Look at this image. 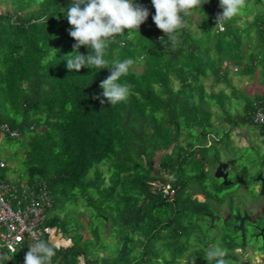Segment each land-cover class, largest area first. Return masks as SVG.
I'll return each mask as SVG.
<instances>
[{
    "label": "trees",
    "instance_id": "obj_1",
    "mask_svg": "<svg viewBox=\"0 0 264 264\" xmlns=\"http://www.w3.org/2000/svg\"><path fill=\"white\" fill-rule=\"evenodd\" d=\"M70 3L0 0L6 5L0 14V126L7 123L19 133L5 138L25 155L20 159L22 176L29 185L46 183L52 206L46 224L60 233L72 225L68 209L78 201H86L92 216L111 227L110 241L96 229L93 239L78 235L86 240L84 248L74 242L69 248L56 247L52 264H78L80 257L95 264H189L195 257V264H208L204 252L215 244L228 250L226 258L233 264H253L237 252H245L254 241L247 237L242 242L235 218L212 222L211 216L221 213L208 198L221 202L219 195L230 186L216 180L205 152L229 139L231 129L256 126L252 118L264 110V93L241 94L245 108L233 114L228 109L231 97L208 94L202 80L212 76L217 83H228L236 68L235 75L243 77L259 72L264 84V0H247L223 31L216 27L219 0H208L183 16L186 26L179 30L175 49L160 42V37L168 38L153 22L154 7L137 0L148 9L147 20L139 32L125 29L116 36L106 54L110 63L134 61L118 81L128 85L129 95L115 105L99 87L111 68L67 69L75 43L63 13ZM252 12H257L254 20L244 21ZM89 51L80 48L84 55ZM214 107L228 125L221 136L212 122ZM260 127L264 136V124ZM100 166L109 171V183ZM238 176L245 182L236 183L247 188V170ZM212 181L216 196L208 191ZM155 183L163 187L156 189ZM28 250L25 246L19 252L22 261L17 264H24ZM6 260L0 264H11Z\"/></svg>",
    "mask_w": 264,
    "mask_h": 264
},
{
    "label": "clouds",
    "instance_id": "obj_2",
    "mask_svg": "<svg viewBox=\"0 0 264 264\" xmlns=\"http://www.w3.org/2000/svg\"><path fill=\"white\" fill-rule=\"evenodd\" d=\"M207 2L208 0L206 2L205 0H151L155 9V15L152 17L153 22L168 38L165 41V37H160V42L164 46L170 42L171 47L175 49L179 30L186 26L183 16L190 15L193 10L202 7ZM219 5L223 11L217 14L216 27H222L227 21L238 16L246 7L247 0H219ZM63 13L71 25L69 35L75 41L72 46L73 51L67 55V69L79 71L85 67L94 70L111 68L110 76L99 85L103 90L102 96L111 105L126 100L129 95V87L118 81L122 76L128 74L134 61L131 58H125L110 63L106 59V54L115 37L123 35L125 29L128 30V34H131L132 31L139 32L140 26L149 16L148 9L137 4L136 0H71L70 5ZM82 46L90 49L87 55L80 52ZM95 98L100 99V97ZM100 102L103 104L104 100L101 99ZM59 235L61 238L58 239L57 245L52 240L34 239L28 245L29 250L25 254L24 264H52L56 247L69 248L73 246L72 239L64 238L63 234L58 231L56 237ZM60 241H69L70 244L67 246L58 244ZM203 257L208 264H233L226 258L228 250L220 244L208 247ZM0 259L10 260L12 258L4 256ZM84 260L86 261L85 258ZM189 264H195V257L191 258Z\"/></svg>",
    "mask_w": 264,
    "mask_h": 264
},
{
    "label": "rangeland",
    "instance_id": "obj_3",
    "mask_svg": "<svg viewBox=\"0 0 264 264\" xmlns=\"http://www.w3.org/2000/svg\"><path fill=\"white\" fill-rule=\"evenodd\" d=\"M253 7L257 8V5L254 4ZM5 10L6 5H0V14ZM253 12L249 17L244 19V21L252 22L255 18V14L257 13ZM198 22L199 17L195 14L192 18V23L195 25L194 29L197 28L196 25L198 24ZM236 71V68H233L232 72L230 71L228 83L224 81L217 83L212 76L203 79L202 82L204 83L205 90L208 94H217L219 92H224L225 94L230 96L231 103L228 105V109H231L233 114H240L243 112L246 103V100L240 95L243 93H246L249 96H254L257 94L262 95L264 93V84L261 82L259 72L255 74V77H243L241 75H235ZM234 91L237 92V94H234ZM213 112L215 116L213 117L212 122L214 126L219 128L215 131H218L216 134H218V136H221L228 125L222 121V112L219 108L214 107ZM261 131L262 129L260 126H240L231 129L229 139H225L224 142H221L219 144L217 143V146L213 148L214 150L205 152L207 154L206 157L208 164V166L206 164L205 166L210 168L212 173H214V176L219 161H229L232 159L235 160V163L231 166L230 178L236 181L237 177H239L238 175L244 174V171L246 170L248 172V177L246 179L248 181L247 188L245 186L242 187L240 184L236 183L235 185L230 186L228 190H225L219 195V199L221 202L217 203L216 199L212 197L208 198V201L210 200L212 204V208L219 211L223 216H226L228 213H235V215H237V213H240V211L242 214H244L243 212L245 211L250 213L249 211H251L252 209L255 210L256 207H259L260 204L264 202V194L261 193V183L255 181L259 174H264V136L261 135ZM5 136V134H0V154L8 163V166L11 167L10 164H12L13 168H8L6 171L0 172V177H3L5 183L17 182L21 184L23 183V181H25V178L22 176L23 168L20 159L25 155L23 152H16V146L11 144L10 141L5 138ZM207 144L210 145L211 143L208 142ZM227 145H230L229 148H227ZM232 147H235L236 150L233 151ZM226 148L228 150H226ZM244 148H248V151H245ZM99 169L104 172V174H106L105 176L107 178V182L109 183V179L111 178V176L108 175L110 174L109 171L101 166L99 167ZM172 180H174V177L170 178V181ZM216 180L223 184L222 180ZM210 184L211 185L208 191L212 194H215L216 196L217 194L214 190L216 188L214 181H212V183ZM169 189L170 187L166 186L165 192L169 191ZM197 198L202 202L205 200V198H203L201 195L197 196ZM68 213H71L70 216L73 217V222H71L72 225L69 226V230H64L63 237L66 239L71 238L77 247L84 248L85 243L83 241H86L85 239L81 241L78 238V235H81L86 239H93L95 235L94 230L96 229L99 231L100 235L105 237L107 241H110L112 239L110 231L111 227H107L108 225H105L103 221L99 222L92 216V210L87 208L86 201H78L73 209L69 207ZM51 215H53V213H51L50 215L48 214V220L50 219ZM64 215L65 214H62V217ZM229 218L230 217L227 216L225 220L228 221ZM77 224H79V227L75 228ZM61 228L64 229L65 225L63 224V227ZM249 238L250 237L248 236V239ZM263 244L264 243L261 242H254L253 245L251 244V246L246 248L245 252H243V250H238L237 252L238 254L244 253L241 258H243L244 260H248L253 264H264ZM19 252L11 255L10 258L12 259L6 261L8 263L10 262L11 264H15L17 261L21 262L22 260L21 256H19ZM95 254L96 252L93 251L88 252V255H92L91 258L93 259H96V257L98 256ZM99 256L105 257L106 255L101 254Z\"/></svg>",
    "mask_w": 264,
    "mask_h": 264
},
{
    "label": "built area",
    "instance_id": "obj_4",
    "mask_svg": "<svg viewBox=\"0 0 264 264\" xmlns=\"http://www.w3.org/2000/svg\"><path fill=\"white\" fill-rule=\"evenodd\" d=\"M145 1L153 6L151 0ZM220 10L222 13L223 9ZM223 30V26L220 27V31ZM252 121L256 126L263 125L264 110L259 109L253 115ZM1 133L9 134L11 138L19 136V133L12 130L7 124L0 126ZM8 168V163L0 154V172H4ZM0 179V257L10 258L11 255L21 251L23 247H28L34 239L53 241L58 229L46 224V211L52 207L46 183L44 181H37L32 185L25 181L21 184L5 183L3 177ZM153 186L156 189L163 187L160 183H155ZM78 264L92 263L86 262L84 258H79Z\"/></svg>",
    "mask_w": 264,
    "mask_h": 264
},
{
    "label": "flooded vegetation",
    "instance_id": "obj_5",
    "mask_svg": "<svg viewBox=\"0 0 264 264\" xmlns=\"http://www.w3.org/2000/svg\"><path fill=\"white\" fill-rule=\"evenodd\" d=\"M230 161L231 160H229V161H219L218 165L220 163H226V162L229 163V166L227 168V172L229 173V180L233 183L232 185H234L236 183V181H234L232 178H230L231 166L234 165V164H233V161H231V162ZM215 172H216V170H215ZM249 212L250 213L245 211V212H243L244 214H242L241 211H240V214L242 216L247 214L251 218L250 221L245 223L246 237L249 236L254 242H259L260 241L261 243H264V202L261 203L259 207H256L255 210L252 209ZM227 216L230 217L229 218V220H230V219L234 218L236 215H235V213H228L226 216H223L221 214L219 216H213V217H217L218 218L217 220H220V218L222 217V221H224Z\"/></svg>",
    "mask_w": 264,
    "mask_h": 264
},
{
    "label": "water",
    "instance_id": "obj_6",
    "mask_svg": "<svg viewBox=\"0 0 264 264\" xmlns=\"http://www.w3.org/2000/svg\"><path fill=\"white\" fill-rule=\"evenodd\" d=\"M229 166V163H220L218 165V168L216 169L215 172V178L222 180L223 185L225 187L231 186L233 183L229 180V173L227 172V168ZM157 176H160V171H156ZM237 181H239L240 183L245 182L244 178H237ZM256 182H261V189H262V194H264V174H259L258 177L255 180ZM203 198H205L204 196H202ZM212 218V222L217 220V217H213ZM250 217L245 214L244 216H242L240 213H237L236 217H235V221L238 222V225L235 227L238 231H240L241 233V238H242V242L245 243L246 242V228H245V223L250 221ZM226 222V220H225ZM61 238V236H57L53 241L55 242V245H57V241L58 239Z\"/></svg>",
    "mask_w": 264,
    "mask_h": 264
},
{
    "label": "bare ground",
    "instance_id": "obj_7",
    "mask_svg": "<svg viewBox=\"0 0 264 264\" xmlns=\"http://www.w3.org/2000/svg\"><path fill=\"white\" fill-rule=\"evenodd\" d=\"M68 242V243H67ZM65 243V246H67V245H69L70 244V242L69 241H66V242H64ZM61 244H63V243H61Z\"/></svg>",
    "mask_w": 264,
    "mask_h": 264
},
{
    "label": "crops",
    "instance_id": "obj_8",
    "mask_svg": "<svg viewBox=\"0 0 264 264\" xmlns=\"http://www.w3.org/2000/svg\"><path fill=\"white\" fill-rule=\"evenodd\" d=\"M64 242H66V241H60V243L58 242V244H61V243H63V245H65V243ZM68 243V242H67Z\"/></svg>",
    "mask_w": 264,
    "mask_h": 264
}]
</instances>
